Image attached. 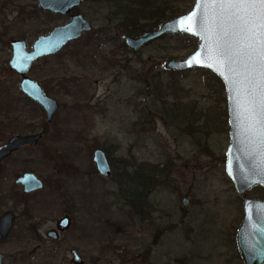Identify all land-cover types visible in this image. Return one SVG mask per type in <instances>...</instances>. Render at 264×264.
Returning a JSON list of instances; mask_svg holds the SVG:
<instances>
[{"label": "rangeland", "instance_id": "rangeland-1", "mask_svg": "<svg viewBox=\"0 0 264 264\" xmlns=\"http://www.w3.org/2000/svg\"><path fill=\"white\" fill-rule=\"evenodd\" d=\"M146 1L164 8L165 19L194 4ZM129 4L84 0L78 11L92 29L32 65L28 74L59 104L46 124L44 111L27 100L20 76L9 68V41L21 38L30 48L37 35L69 16L48 13L36 0H0V143L46 124L38 145L3 162L0 214H15L9 235L0 238L3 264H71V248L84 264H141L146 257L152 264H243L236 246L243 208L223 162L229 143L223 83L209 70L164 69L168 58L183 59L197 48L194 36H165L137 52L121 46L125 35L135 34L123 33L113 16ZM139 23L144 31L157 28ZM99 28L104 32L91 36ZM155 74L171 84L163 100L155 97ZM97 147L109 158V177L96 172ZM167 161L169 179L150 192L143 213L125 205L119 186L123 164ZM27 171L43 180L42 189L25 194L15 183ZM65 213L71 227L56 240L47 237Z\"/></svg>", "mask_w": 264, "mask_h": 264}, {"label": "water", "instance_id": "water-1", "mask_svg": "<svg viewBox=\"0 0 264 264\" xmlns=\"http://www.w3.org/2000/svg\"><path fill=\"white\" fill-rule=\"evenodd\" d=\"M82 0H37V6L52 13L68 14ZM213 5L202 4L201 0H194L193 6L178 16L165 19L153 30H145L137 35L124 36V42L134 52L139 51L150 43L165 36L184 34L196 37L199 42L197 48L183 59L168 58L163 67L170 71H182L193 68L207 69L217 76L223 83L227 102V121L229 125V143L225 152V171L233 182L234 188L243 201V220L237 229L236 246L244 264L264 263V201L250 199L246 196L247 189L255 185H264V130L261 124V109L259 107V93L256 94L257 105L251 111L250 97L247 95L246 81L242 74L229 70L228 64L214 52L216 32L205 31L199 26V20L206 16L205 28L216 27L212 23ZM191 17V19H185ZM91 25L81 14H73L64 24L53 27L47 34L36 37L31 49L27 50L23 39L11 41L12 54L9 59L10 68L19 76L21 91L46 112L47 121H51L58 104L53 97L45 94L40 83L28 76L29 68L34 60L41 56L53 54L68 42L77 39L82 32L89 31ZM188 29H191L190 31ZM259 47V45H257ZM199 54V55H198ZM195 58V59H194ZM233 67H239L234 65ZM260 82L259 74L255 76ZM248 109V110H246ZM41 134L14 135L0 145V160L12 151L24 145H34ZM92 160L98 173L109 177L112 168L105 151L95 148ZM29 193L42 187L41 180L34 174L25 172L16 179ZM188 204L187 198L182 200ZM13 214L6 212L0 217V234L5 237L12 226ZM70 225V217L63 216L57 221V228L65 230ZM56 237L54 231L48 233ZM72 261L83 264V260L75 250H72ZM3 255L0 254V264ZM141 264H151L146 261Z\"/></svg>", "mask_w": 264, "mask_h": 264}, {"label": "snow or ice", "instance_id": "snow-or-ice-1", "mask_svg": "<svg viewBox=\"0 0 264 264\" xmlns=\"http://www.w3.org/2000/svg\"><path fill=\"white\" fill-rule=\"evenodd\" d=\"M201 2L214 6L212 23L216 27L205 28L206 16L200 18L199 26L205 31L216 32L219 29L214 52L228 64L230 71L244 76L245 91L250 97V110L253 112L257 105L256 94L259 93L261 120L258 123L264 130V0ZM234 65L239 67H233ZM257 73L260 77L259 83L255 80Z\"/></svg>", "mask_w": 264, "mask_h": 264}, {"label": "trees", "instance_id": "trees-1", "mask_svg": "<svg viewBox=\"0 0 264 264\" xmlns=\"http://www.w3.org/2000/svg\"><path fill=\"white\" fill-rule=\"evenodd\" d=\"M127 10L117 8L114 11V20H118L117 28L123 33L137 34L143 31V24L140 25L139 21H147L146 26L150 25L149 22H153L152 25L158 27L163 20H165L164 8L156 6L155 3L148 2L146 0H129ZM135 5L136 7H134ZM173 10V9H172ZM180 14H173L178 16ZM158 25V26H157ZM98 35H93L96 37ZM106 39V38H104ZM107 42L113 41V39H106ZM88 44H92L91 39L87 40ZM125 42H121V46H125ZM128 65V62L126 63ZM130 68V66H127ZM207 71V69H199ZM152 84L155 87L154 93L158 100H163L167 95L164 89L170 88V82L165 84L162 82L159 74H155L151 77ZM163 102V101H162ZM164 103V102H163ZM167 114L170 112L165 110ZM170 175V162L158 164H137L124 163L120 172V190L121 200L131 210H140L139 213H143V207L148 203L150 192L158 186H164L169 179ZM148 258H144L147 260Z\"/></svg>", "mask_w": 264, "mask_h": 264}, {"label": "flooded vegetation", "instance_id": "flooded-vegetation-1", "mask_svg": "<svg viewBox=\"0 0 264 264\" xmlns=\"http://www.w3.org/2000/svg\"><path fill=\"white\" fill-rule=\"evenodd\" d=\"M84 0H82V2H83ZM82 2L80 3V5L82 4ZM36 5H37V0H36ZM80 5H78L77 7H75V8H73L72 10H71V12L70 13H68V14H63V15H68L69 16V19L71 18V16L73 15V14H81V15H83L82 13H80L79 11H78V7L80 6ZM38 7V6H37ZM38 8H40V7H38ZM40 9H42V8H40ZM42 10H44V11H46V12H48V13H51V14H59V13H52V12H50L49 10H45V9H42ZM59 15H62V14H59ZM83 17L84 18H86L84 15H83ZM87 19V18H86ZM88 20V19H87ZM89 21V23H90V25H91V29H92V23L90 22V20H88ZM64 24V23H63ZM60 25V24H59ZM56 26H58V25H56ZM53 27H55V26H53ZM52 27V28H53ZM90 29V30H91ZM51 30V29H50ZM49 30V31H50ZM89 30V31H90ZM48 31V32H49ZM144 31V30H143ZM142 31V32H143ZM47 32V33H48ZM86 32H88V31H86ZM104 32V30H103V28H99V29H97V30H94V31H92V34H91V36H93V35H99L100 36V34H102ZM47 33H43V34H47ZM83 33H85V32H82V34ZM81 34V35H82ZM138 34H140V33H138ZM39 35H41V34H39ZM39 35H37V36H39ZM80 35V36H81ZM135 35H137V34H135ZM36 36V37H37ZM79 36V37H80ZM126 36V35H125ZM78 37V38H79ZM77 38V39H78ZM17 39H21V38H14V39H12V40H17ZM36 39V38H35ZM34 39V40H35ZM12 40H10L9 41V45H10V48H11V54H12V47H11V41ZM89 40V39H88ZM25 41V40H24ZM34 42V41H33ZM32 42V43H33ZM25 43H26V41H25ZM66 45V44H65ZM64 45V46H65ZM26 46H27V43H26ZM31 46H32V44H31ZM31 46H30V48L27 46V50H30L31 49ZM63 46V47H64ZM62 47V48H63ZM61 48V49H62ZM61 49L60 50H58L57 52H55V53H53V54H49V55H45V56H41V57H39V58H37L36 60H34L33 62H32V64H31V66H30V68H29V71H30V69H31V67H32V65L37 61V60H39L40 58H44V57H46V56H51V55H55V54H58V53H60V51H61ZM131 50V49H130ZM11 57V56H10ZM10 59V58H9ZM8 65H9V60H8ZM9 68H10V65H9ZM11 69V68H10ZM11 70H13V69H11ZM13 71H15V70H13ZM28 71V72H29ZM16 72V71H15ZM17 73V72H16ZM18 74V73H17ZM28 74V73H27ZM19 75V74H18ZM28 76H30L29 74H28ZM30 77H32V76H30ZM33 78V77H32ZM33 79H35V78H33ZM20 80H21V77H20ZM35 80H37V79H35ZM38 81V80H37ZM39 82V81H38ZM40 83V82H39ZM19 84H20V81H19ZM40 85H41V87L43 88V91L45 92V94L46 95H48V96H50L49 94H47L46 93V90L44 89V87L42 86V84L40 83ZM19 87H20V85H19ZM50 97H52V96H50ZM26 98H27V100L29 101H32V102H34V103H37V102H35L33 99H31L30 97H28V96H26ZM55 99V98H54ZM56 100V99H55ZM56 102H57V100H56ZM38 104V103H37ZM57 104H58V102H57ZM41 107V106H40ZM42 108V107H41ZM58 108H59V104H58ZM58 108L56 109V111L58 110ZM42 110L44 111V113H45V122H46V124H49L50 122H52V120L54 119V116H55V113H56V111L54 112V114H53V118H52V120L51 121H47V118H46V112H45V110L42 108ZM46 124L42 127V129L41 130H39V131H36V132H29V133H27V134H29V135H33V134H37V133H40L41 134V137H40V139L37 141V143L36 144H34V145H24V146H22L21 148H19V149H16V150H14V151H12L8 156H6L5 158H3V159H1L0 160V173L2 172V170L4 169V164H3V162L5 161V159L6 158H8L10 155H12L14 152H16V151H18V150H20V149H22L23 147H25V146H29V147H35L36 145H38V143L41 141V139H42V137H43V134H44V132L46 131ZM15 135H25V134H15ZM12 136H14V135H12ZM12 136H10V137H12ZM10 137H8L5 141H3V142H1L0 143V145L2 144V143H4V142H6L7 140H9V138ZM228 146V145H227ZM98 148V147H97ZM227 149V148H226ZM106 153V152H105ZM93 154V153H92ZM107 155V154H106ZM108 157V156H107ZM50 159H56L55 158V156H51L50 155ZM225 156H224V164H225ZM108 160H109V158H108ZM93 161V160H92ZM110 162V161H109ZM94 163V162H93ZM95 165V164H94ZM110 165H111V163H110ZM112 168V167H111ZM95 169H96V167H95ZM27 172H29V173H34V172H31V171H27ZM96 172L98 173V171L96 170ZM226 172V171H225ZM25 173V172H24ZM23 174V173H22ZM22 174H20V175H16L15 176V179H14V181H15V183L16 184H18V185H20L21 187H22V190H23V192L25 193V194H30V193H33V192H36V191H38V190H40V189H42L43 188V185H44V182H43V180L37 175V174H35L40 180H41V182H42V187L40 188V189H36V190H34V191H30L29 193H26L25 191H24V186L23 185H21V184H19V183H17L16 182V179L19 177V176H21ZM99 174V173H98ZM112 174V173H111ZM100 175V174H99ZM102 176V175H101ZM104 177V176H103ZM254 190H259V191H261V192H256L255 194L253 193L252 194V192L254 191ZM245 194H246V196L248 197V198H250V199H260V200H262V201H264V185H261V184H259V185H255V186H252L251 188H249V189H247L246 190V192H245ZM238 200H239V204L242 206V208H243V201H242V198L241 197H239L238 196ZM6 212H10L11 214H13V223H14V219H15V214L14 213H12L11 211H4L3 213H1L0 214V217H1V215H3L4 213H6ZM69 216L70 217V225H69V227L67 228V229H65V230H59L58 228H57V221L60 219V218H62L63 216ZM60 218H58L57 220H56V222H55V228H51V229H49L47 232H46V236L47 237H49V238H52V239H54V240H56L58 237H59V233L60 232H64V231H66V230H68L70 227H71V225H72V218H71V216L68 214V213H65V214H63ZM13 223H12V226H11V228L9 229V231H8V233H7V235L5 236V237H2L1 236V234H0V238L3 240V239H5L8 235H9V233H10V231H11V229H12V227H13ZM50 231H54L55 232V234H56V237H52V236H49L48 235V233L50 232ZM72 250H75L76 252H77V250L75 249V248H71L70 250H69V253H70V260H69V262L71 263V264H76L75 262H73L72 261V259H73V254L71 253V251ZM238 251V250H237ZM239 253V252H238ZM0 254H2L3 255V257H2V259H1V264H3V260H4V258H5V255L3 254V253H1L0 252ZM77 254L81 257V255L77 252ZM240 255V254H239ZM241 257V256H240ZM81 259L83 260V258L81 257ZM147 260H144L143 262H146ZM27 262V261H26ZM83 262H84V260H83ZM143 262H141V263H143ZM84 264V263H83ZM152 264V263H151ZM244 264V263H243ZM264 264V263H263Z\"/></svg>", "mask_w": 264, "mask_h": 264}]
</instances>
